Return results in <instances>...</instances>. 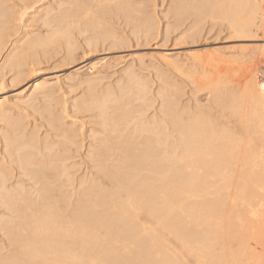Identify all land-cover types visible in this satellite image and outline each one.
<instances>
[{"label":"bare ground","instance_id":"6f19581e","mask_svg":"<svg viewBox=\"0 0 264 264\" xmlns=\"http://www.w3.org/2000/svg\"><path fill=\"white\" fill-rule=\"evenodd\" d=\"M96 1L98 2L97 5H100L102 7V8L101 7L99 8L103 9L104 7L101 5V2H104L106 0L104 1L100 0L101 2H99V0H96ZM95 2H93V4ZM110 2L107 3L106 1L105 3L110 4ZM117 2H119L120 4V1L117 0ZM112 3L113 2H111V4ZM122 3H124L125 5L123 4L124 6L121 8H124L125 6L128 7V5H130L129 0H123L120 6H122ZM189 4L190 5L192 4L191 9L197 12L196 15L199 14V16L200 15L204 16L203 17L204 19L211 18L213 19L214 22H215L214 19H219V21L226 22L230 30H232L233 33H235L236 35L235 37H240V39L241 38L243 39L245 37L250 38L248 37V35L253 34L254 31H258L260 28L264 29V0H191ZM135 5H138V4H135ZM174 5L176 4L174 3ZM115 6H116V3H115ZM115 6L113 8H115ZM188 6L185 8L190 9L188 8ZM90 7L92 8L91 4H90ZM140 8H142V6H140ZM140 8L137 7V9H140ZM108 9H110L109 6H108ZM117 10H116V14L119 11ZM141 10L142 9L138 11H141ZM177 10L178 12L180 11L182 12V9H179V6ZM126 11L128 12V8ZM71 12L72 11H70V13ZM90 12L91 10L88 9L87 12L84 13V15L86 13L88 15L90 14ZM101 12L103 13V10ZM191 12L193 13V11ZM1 13H2V10H1ZM98 13H97V19L102 20L103 19L102 13H101V16H98ZM94 15L92 17H95ZM126 15L129 17L128 13L127 14L125 13V16ZM193 15H195V13ZM49 16H52V15L49 14ZM134 16L132 17L134 18ZM118 17L120 16H117V18ZM138 17H136L137 20H138ZM45 18L47 17L45 16ZM133 18L132 20H136ZM129 21L131 22V19H129ZM200 21L198 20L199 23L198 22L197 23L198 24L201 23V25L203 21L205 22V20L201 22ZM45 23L47 27V25L50 22L49 23L44 22V24ZM97 23L99 24L98 20H97ZM140 23L138 22V24ZM2 24L0 25V27L2 26ZM96 24H95V27H96ZM63 25H64V22H63ZM146 25H147V28L152 26L151 25L148 27L147 23ZM7 26L8 24H6V27L4 25L5 28H7ZM100 27L103 29L101 22H100ZM110 27L111 29L113 28L112 26ZM58 28L59 30H57ZM58 28L54 32L53 30H51L52 33L51 34L49 33L50 35L48 34V37L46 36L47 38L43 36V38L41 37L42 39L39 38V40L38 39L36 40V38L38 37L36 38L34 37L35 40L34 39L32 40L33 38L32 37L31 38L32 41H31L29 39L30 36L29 38L27 37L29 39L28 41L30 42L26 40L28 44H25L26 45L25 48H27V45H28V47H30V49L33 50L32 48H35L37 46L36 48L40 49V51H44V47H43V50H41V48H39L38 46L40 45L42 46L44 44H46V46L49 44L52 45V43L53 44L56 43V41L59 39L61 40L65 39L64 42L67 43V45L69 46V50H70L68 53H72V49H74L75 45L73 46V44H71L72 37H74V36H71V30H70L71 28H69V26L68 27L60 26ZM96 28H98L99 32L101 31L99 30V27H96ZM198 28L200 29L199 25H198ZM1 29H2L1 30L2 32L0 34L2 33L4 34L3 28ZM51 29H52V25H51ZM194 29H195V26H194ZM5 30L6 29H4V31ZM94 31H97V30L94 29ZM87 32L89 34V31ZM97 33L98 32H96V34ZM101 33L102 32H100V34ZM150 33L152 32H149V34ZM111 34H114V32L113 33L111 32ZM189 34H191V32ZM105 36H107V34ZM91 37L92 36H90V38ZM107 39H109V37L106 38V40ZM114 39L113 41H115ZM73 40H72V43H73ZM97 40H94L93 42L95 43V41ZM21 42H23V40ZM99 42L100 41L98 40V43ZM21 44H24V42ZM89 44H88V47H89ZM119 45L115 44L114 46H119ZM24 46L22 45L21 47L23 48ZM45 49H47V47ZM49 49L47 50L49 51ZM262 49H264V46L262 47ZM67 50H64V51H67ZM53 51L54 53L56 52V50H53ZM22 52L23 51H21L20 53ZM24 52L27 53L25 50ZM20 53H16V54H20ZM214 54L216 53L214 52ZM41 55H45V54H41ZM18 56L19 57H16V59L14 58L15 60L13 59L14 65H15L14 70L16 69L17 66L20 67L19 66L20 64L23 65L24 64L23 62L25 61L23 59L25 56L23 55L22 56L18 55ZM192 56L194 58L192 57L190 59H194L195 61H198L199 62L198 65H200V67L203 65L209 66L211 63L214 65L215 63L213 59H212V62L209 63V60L208 59L204 60V58L203 60L205 62H203V60L200 59L203 56L198 57L199 54L198 56H195V55H192ZM37 57L39 58V55ZM69 57L73 58L72 54ZM217 58L216 59L214 58V59L217 60ZM219 58L220 60H222L221 57ZM219 58L217 62L220 61ZM67 60H70V58ZM9 64H12L11 61L8 63V67H9ZM170 64L173 67V61L172 63L170 62L169 65ZM176 65H179V64L176 63ZM213 65L210 66V68L213 67ZM182 68L180 70H182ZM98 69H99L98 65L97 66L95 65L90 68V71L95 74V72H97ZM192 69L190 71H193ZM177 70H179V68ZM208 70L209 69H207V71ZM18 71L16 72V74L18 73ZM207 71L205 70V72ZM205 72H202V74L203 76L205 75L207 78L208 75ZM19 74L21 73L19 72L17 75ZM258 74H259L258 70L257 71L255 70V71H252L249 76H247V77L252 76L253 79L249 82L246 89L243 92L241 91L242 94H238V93L235 94L231 92L229 94L227 93V95L226 94L223 95L224 94L223 93L222 94L223 96H221V98L219 97V100L217 99L218 104H220L221 107L223 106V108L229 109L230 113H232V117L234 116L233 118L237 119L236 122L238 123L237 125V127L239 128L238 130L233 129L235 126L233 128H228L226 127V125L223 126V123L221 125L215 119H212V117L206 115L208 114L207 112L206 114H204L202 113V111H200L201 114H198L200 113L198 112L196 113L198 115L195 114V116H192V117L190 116L189 117L190 119L187 118L189 114L187 117H183L185 114L184 115L182 114L181 117L182 119L184 118L183 120L177 117L176 115L174 116L170 114V116L172 115L174 117L171 118L170 123H169L170 125L167 122L166 123L168 127L170 126L172 127V129L171 131H169L168 127H167L168 130L167 128L166 129L164 128L165 130L169 132L164 131V129L163 131L159 130L158 127L160 124L157 125L158 127L156 126L158 131H155L156 128L155 129L150 128L148 127L149 125L145 126V124L148 122L147 120L145 122V120L142 119L145 122V124L144 122H141L143 123V125L139 123V125L141 124L140 125L141 127H139L137 121L134 120L135 123H137L135 124L137 125V127L135 125H133V127L135 126V128H137L138 130L134 129V131H132L134 132L133 135L126 136V134H123V131H122V134H123L122 135L117 129L120 127H123L124 125L121 126L122 123L117 124L118 121L114 122V120L113 122L116 124L112 122V124L114 125H110L109 123L111 121H109L108 119L109 121L108 123L105 117L106 115L112 116L109 114L113 110L109 114L104 112L106 103L110 99H113V98L116 99L114 96L117 94L113 92H118V91H111V90L106 89L105 91L103 90L104 92H102V90H100L101 91L100 95H99V92L96 91L99 96L98 95L95 96L96 94V93L94 94L95 89L94 88L92 89V87L91 88L88 87L91 90H93L92 91L93 96L91 95V93H89L91 91L88 89L89 90L88 93L90 95L87 94L86 98H88L89 96H92V97L95 96L94 98L91 97V99H93L92 100L93 104H91V106L93 105L92 106L93 109L95 108L97 112L98 110L100 111L97 114L98 120L100 119L99 121L100 122L103 121V122L102 124L100 122L98 123L101 124L99 126L103 128V130L101 131H103V135L105 136L102 139L100 135H98L100 132L96 134L99 136L98 139L101 138L102 141L100 140L101 143L100 145L98 144L99 145L98 148L93 147V149L94 148H97V149L95 153H92V157L94 155L95 157L94 160L96 161H92V162H94V164L97 165V167L99 168L98 172L100 171L104 179H106L107 181L104 180L106 185L102 183L104 186H102V184L101 185L91 184L92 183L91 182L90 183L91 185L83 189V191H81L82 190L81 187H83L86 182H81L79 189L82 193L80 197H78L77 200L75 201H69L68 200L69 197L67 198V200H66V197L64 196L62 197L61 196L62 194H60V191L62 192V189H60L59 191V188H61V186L57 187L58 182L61 181V178L65 173H66L65 174L66 179L64 178V180L66 181L68 177L67 181L70 182V183L67 182L68 184H71L74 182H72L73 178H71L70 174L66 172L68 169H71V167L67 168L66 166H63L62 168L60 167L61 169L59 168L58 163L66 161V158L64 157L63 153H61V156H60L59 149H58L59 153L58 151L55 152L56 150L53 152L52 146L56 147V144L51 143L53 144L52 146L45 144L48 146L46 147L45 145H43L44 146L43 149H39L40 147L39 148L36 147L39 149L38 151V150H34L33 148H30V147L35 148V146L33 145V142H31V140H35L34 138L33 139L30 138L31 139L30 141L27 138L28 139L27 142H30L33 145L32 146L30 145V143L26 144L24 141H22L23 143L20 142L21 140L19 139L20 137L22 138L23 135L20 136L19 134L18 135V137L20 136L19 139L18 137L17 139H13V136L17 132L15 133L13 132L14 134L13 136L10 133L12 137L11 136L7 137L9 135V131L6 132L8 133V135L4 133L6 138H4L5 136H3V139H6V144H5V150H3V152L4 151L5 152L4 154L1 155V158H0V228H2L1 230H4L6 234L8 235V238H9L8 243L9 242L10 243L8 244L9 248L7 250L11 249V251L9 254L4 253L6 254L4 255L2 254L1 249H0V264H264V211H263V208H264V79H259ZM127 75L128 74H126V76ZM134 76L136 75L133 74L132 78ZM191 76L194 78L193 75ZM15 77L19 78V76H15ZM161 77L160 79H162ZM73 78H71L70 76V78H67V80L72 81L71 79ZM136 78L133 79L135 86H137V83L140 82V79L137 80ZM135 80L137 82H135ZM165 80L167 81V79ZM87 81L90 82L92 81V79L89 78V80ZM130 84H132V82ZM92 85H94L93 81L90 83L89 86H92ZM132 85L133 86L131 88L133 89L134 84ZM143 85H145L143 84V82L142 84H138V86L141 87L142 92L139 91L137 93H142L145 97V93L148 91L150 92L152 90H149L151 88L146 89L147 85L146 86H143ZM47 87H48L47 83H34L33 92L39 95L38 92H43L45 89H47ZM140 87L138 88L136 87V88L140 90L139 89ZM131 88H129V92L132 91ZM114 90H118V89H114ZM33 92L32 94L34 95ZM212 94L214 95L215 93L212 92ZM121 95H120V98H121ZM139 95H137V97ZM146 95H149V94L146 93ZM123 96L126 97L125 94ZM83 99L85 98L83 97ZM141 99L142 98H140L139 100ZM159 99H161V97ZM87 100H90V98H88ZM173 100H175V98ZM44 101H47V100H44ZM113 101L111 102L113 103ZM143 101H145V99ZM35 102L36 101H34V104ZM84 102L85 101H83V104ZM145 102L146 104H148L147 101ZM29 104H31V106L33 107L32 102H29ZM87 104H89V102H87ZM75 105H74V108H75ZM85 105H86V102H85ZM123 105H124V101H123ZM149 105L148 106L146 105V106L149 107ZM113 106H115V102ZM151 107L153 108L154 106H151ZM90 108L89 107L86 108L85 106V108L82 110H85V109L89 110ZM111 108L113 107L111 106ZM80 110H81V107H80ZM90 110L92 111V108ZM118 110H121V109L119 108ZM3 111H4V103H0V113ZM121 111H124V109ZM45 112L48 113V111H42V113H45ZM146 113H144L143 115L145 116ZM99 114L101 116L106 114L104 118L106 119V122L108 124L104 121V118L103 120H102V117L99 118L100 116ZM122 114L124 113L122 112L120 115ZM125 114L123 116H125ZM1 115L2 114H0V117ZM45 117L49 118L50 116L47 117L46 115ZM122 117H119V119ZM133 118H136V115L135 117H132L131 119ZM185 118H187L188 120L186 121ZM15 119L17 120V118ZM58 119H59V116H58ZM8 120L10 121V119ZM125 120L126 122L128 121L127 118ZM125 120L123 117L124 122ZM5 121L8 125L9 121L7 122V119ZM134 121H131V123ZM150 122L151 121L149 120V123ZM49 123H52V121ZM155 123L156 122L154 121L152 125H155ZM164 123L162 126L166 125V124L164 125ZM54 124L56 123L54 122ZM54 124L52 123L50 125H52L55 128ZM84 124L82 123L81 125H84ZM15 125H17V121ZM58 125H61V124L58 123ZM109 126H114V127H112L113 129H111ZM16 127H15L16 130L20 128L19 126L17 128ZM108 127L109 129H111L110 131L108 130ZM83 128L84 126L82 127V129ZM10 129L12 130V128H9V130ZM50 129L53 130L52 128ZM130 129H132V127ZM80 130H81V127H80ZM85 130H84V134H85ZM172 130L177 133H173ZM18 131L20 132L21 130L18 129ZM37 131L38 130H36V132ZM125 131L124 133L128 132V131L126 132ZM160 131H162L163 133H161ZM72 132L73 131L69 132V134L70 133L72 134ZM135 132L137 133L141 132L142 134L143 133L144 134L143 136L142 135L140 136V133L138 135ZM20 133H23V132L21 131ZM54 133H57V132L55 131ZM67 133L64 132V134H62L64 139L60 138V140H64L63 143H66L67 141H68L67 143H71L68 145L66 144V146L74 145L77 147L78 141L75 142L76 140L74 141L73 139L79 136L76 135L77 137H75L74 135V137H71V136H68L69 134ZM149 133L150 134L152 133V136H150ZM172 133L178 134L176 135L177 138H175V135H172ZM96 135L94 136V138H92L93 141L97 138ZM145 135H148V137ZM58 136L60 137V135ZM25 138H23V140ZM50 138L51 137H49V139ZM1 139H0V142H2ZM91 140H88V141L91 142ZM59 141L57 143H60ZM47 142L45 141V143ZM51 142H52V139H51ZM29 148L38 152V157L40 156V158L39 159L37 158V153H34L36 154L35 156L33 155V153H30V151L28 153L27 151H25L26 153L23 156L19 155L22 151L28 150ZM70 148H68L69 151H70ZM45 151L46 152L49 151V153L48 152L45 153ZM94 151L95 149L93 150V152ZM15 156L17 157L20 156V158H16ZM70 156H73V155H70ZM69 160L71 161V159ZM85 181H86V178H85ZM75 187H73V189ZM63 193L65 192L63 191ZM70 198H73V197H70ZM251 240H256L257 243L251 244L250 243ZM257 250H261V252L258 253Z\"/></svg>","mask_w":264,"mask_h":264},{"label":"rangeland","instance_id":"374dc122","mask_svg":"<svg viewBox=\"0 0 264 264\" xmlns=\"http://www.w3.org/2000/svg\"><path fill=\"white\" fill-rule=\"evenodd\" d=\"M2 1H4V2H2ZM95 1H93V0H0V4H1L0 9L2 10V13L0 10V16H1L0 17V25L3 23L6 27V24H8L7 28H5L3 24L0 27V33L2 32L1 28H3V32H4V34L3 33L0 34V103H4V111L0 113V114H2L0 117V136H1L0 139L2 138L1 139L2 142H0V158H1V155L4 154V152H5V151L3 152V150H5L6 139H3V136H5L4 133H6L7 131H9V135H8V133H6V135H8L7 137H10L11 134H12V136L14 135L13 132L18 133L19 132L18 129L21 130L23 133H20L21 131L18 134L15 133V135L13 136V139H17L18 135L20 134V136L23 135L22 138L19 136L20 139L18 137V139L21 140L20 142L23 143L22 141H24L26 144H29L30 142H27L28 139L30 141L31 139L34 138L35 140H31V142H33V145L35 146V148L40 147L39 149H43L44 148L43 145H45V144H48L49 146L56 144L57 148L55 146H52L53 152L56 150L55 152L58 151V153H59V150H60V153H59L60 156H61V153H63L64 157L66 158V161L61 162V163L59 162L61 164V166L58 163L59 168L60 167L62 168L63 166H66L67 168L71 167V169H68L69 171L67 170L66 172L68 174H70L71 178H73L72 182H74V183L68 184V183H70L67 181L68 177H67L66 181L64 180V178L66 179V175H65L66 173H65L62 176L61 181L58 182V184L60 183L59 186L57 184V187L61 186V188H59V191H60V189H62V192L60 191V194H62L61 196L66 197V200L69 197L68 198L69 201L77 200V198L80 197V195L82 193L81 191H83V189H85L89 185H91V184L101 185L102 183L104 185H106L105 181H107L106 179H104V177L102 176L100 171L98 172L99 168L97 167V165H95L94 162H92V161H96V160H94L95 159L94 155L92 157V153L96 152V149L98 148V146L101 143L100 142L101 138L103 139L105 136L103 135V131H101V130H103V128L101 126H99L103 122V121L100 122L99 121L100 119L98 120L97 114L100 111L98 110V112H97L95 110V108L93 109V107H92L93 105L91 106V104H93V102H92L93 99H91V97L93 96V93H92L93 90L90 89L91 87H92V89L93 88L95 89V91H94V94L96 93L95 96L98 95L97 92H99V95H100V92H101L100 90H102V92H104L106 89L111 90V91H118V92H113V93L117 94L114 96L116 99H114L113 97H112L113 99H110L111 101H113V100H115V101H113V103H112L109 100L106 103V106L104 108L105 109L104 112H106L107 114H109L113 110L109 114L112 116H108L106 114H105L106 116L105 115L101 116L99 114L100 115L99 118L102 117V120H103V118L105 116L108 123H109V121H111L109 123L110 125L116 124L114 122H117V121H118L117 124L122 123L121 126L122 125H124V126L123 127L119 126L120 128H118L117 130L121 134L123 131V134H126V136H130V135H133V133H134L132 131H134V129L135 130L137 129V128H135V126L137 127V125H135V124L138 123V125H139V123L144 122L142 119H144L145 122L147 120L148 123H149V120L151 121L150 122L151 125H150V123L145 124V122H144L145 126L149 125L148 127H150V128H154V129L156 128L155 131H158V129L163 131L164 128L166 129L168 127L167 123L169 124L171 118H173L175 115L177 117H179L180 119H182V117H181L182 114L183 115L185 114L183 117H187L189 114V116L187 118L190 119L189 118L190 116L191 117L195 116V114L200 112V111H202V113H204V114H206V112H207L208 114H206V115L212 117V119H215L221 125L223 123V126L226 125V127H228V128H233L235 126L233 129L238 130L239 129L237 127L238 123L236 122L237 119L233 118L234 116L232 117V113H230L229 109L223 108V106L221 107V105L218 104L217 99L219 100V97L221 98V96H223L225 94L227 95V93L229 94L231 92H233L235 94H237V93L242 94V92L246 89L249 82L253 79L252 76L247 77L250 75V73L252 71L258 70V72H259L258 78L264 79L263 78V76H264V63H263L264 60H262V59H264V56H263L264 55V49H262V47L264 46V29H262V28L259 29L260 32H259V30L254 31L253 32L254 35L253 34H250L251 36L248 35V37H250V38L245 37L246 39L245 38L240 39V37H235L236 36L235 33H233V31L230 30V28H229V26H227L226 22L219 21V19H214L215 20V22H214L213 19H211V18L204 19L203 18L204 16H201V15L199 16V14L196 15L197 12H195L194 10L191 9L192 4L191 5L189 4V2H191V0H186V1H184V0L183 1L182 0H180V1H178V0H129L130 5H128V7L125 6L124 8H121L125 5L124 3H122V6H120V4H121V2H123V0L122 1L118 0V1H120V4H119V2H117V0H106L107 3H109L110 1L113 2L114 3V4L112 3L113 5L111 4V2H110V4H107V3H105L106 1L101 0V1H104V2H101L99 0V2H101V5L104 7L103 9H101L102 7L100 5H97L98 2L97 1L95 2ZM93 2H95L96 4L95 3L93 4ZM132 2L133 3L135 2V3L133 4ZM66 3H67V5H66ZM115 3H116V6H115ZM117 3L119 6L117 5ZM174 3L176 5H174ZM75 4H76V6H75ZM90 4H91L92 8L90 7ZM135 4H138V5H135ZM139 5L142 6V8H140ZM79 6H81V7H79ZM108 6L110 9H108ZM114 6H115V8H113ZM178 6H179V9H182V12L181 11L178 12V10H177ZM187 6L191 10L185 8ZM99 7H101V8H99ZM116 7L118 8L119 11L117 10ZM126 7L128 8V12L126 11L127 10ZM137 7L142 9V10L138 11L140 9H137ZM70 9H72V10H70ZM88 9L91 10V12L88 15L86 13L85 14L86 17H85L84 13L87 12ZM123 9H124V11H123ZM133 9L137 10L138 12L133 10ZM7 10H9V11H7ZM48 10H50V11H48ZM102 10H103V13L101 12ZM116 10L118 11V13L119 12L120 13L116 14ZM70 11H72V12L70 13ZM79 11L80 12L82 11L81 13H83V14H81ZM191 11H193V13ZM62 12L63 13L65 12V13L63 14ZM93 12L96 15H94ZM98 12H100V13H98ZM107 12L109 15L107 14ZM136 12L138 13V15ZM97 13H98V16H101V13H102V15H103L102 20L103 21L101 19H97ZM125 13L126 14L128 13L129 17L127 15L125 16ZM194 13H195V15H193ZM49 14L52 16H49ZM92 14L95 17H92L93 16ZM180 14H182V15H180ZM113 15H114L115 19L117 18V16H120V17H118L117 18L118 20L116 19V21H115ZM131 15L132 16L135 15L134 18ZM148 15H149V17H148ZM45 16L47 18H45ZM13 17H14V19H13ZM80 17H82V18H80ZM136 17H138L139 21L136 19ZM132 18L136 19V20H132ZM74 19H76V20H74ZM109 19H111V20H109ZM113 19H114V21H113ZM129 19H131V22L129 21ZM3 20L6 23H4ZM97 20H98L99 24L97 23ZM198 20L199 21L205 20V22L203 21V23L201 25V23L198 24L199 23ZM44 22H48V23L50 22V23L46 27V23L44 24ZM63 22H64V25H63ZM100 22H101L103 29L100 27ZM135 22H137V23H135ZM138 22L139 23L141 22V23L138 24ZM144 22H145V24H144ZM78 23H79V25H78ZM92 23L94 24V26ZM146 23L148 24V27L151 25L152 26L147 28ZM43 24H44V26H43ZM95 24H96V27H99V30H101L100 31V32H102L101 34L98 31V28L95 27ZM197 24L199 25L200 29L198 28ZM51 25H52V29H51ZM103 25L105 26V28ZM136 25L139 27L141 25H143V26H141L139 28ZM144 25H145V27H144ZM60 26L61 27H68L69 26V28H71L70 29L71 30V36H74V37H72V40H73V38H74V40H73V43L71 40V44H73V46L75 45L74 49H72V53H68L70 50H69V46L67 45V43L64 42L65 39L57 40L56 43H54V44L52 43L53 46L50 44H49L50 46L49 45L46 46V44H44L42 46L41 45L38 46L39 48H41V50H43V47H44V51H40V49L36 48L37 46L35 48H32L33 50H31L30 47H28V45H27V48H25L26 47L25 44H28L26 42V40L27 41L29 39L31 40L32 37H33L32 40L33 39L35 40L36 37H38V38H36V40L37 39L39 40V38L42 39L43 36L45 38H47L48 34L52 33L51 30H53V32H54ZM91 26H92V28H91ZM110 26H112L113 28L111 29ZM191 26H193V27H191ZM194 26H195V29H194ZM54 27H55V29H54ZM4 29H6L5 30L6 32L4 31ZM77 29H78V31H77ZM94 29H96L97 31H94ZM57 30H59V28ZM194 30H196V31H194ZM87 31H89V34L90 33L91 34L89 35ZM110 31L112 33L114 32V34H111ZM93 32H94V34H96V32H98V33L96 35H94ZM149 32H152V33H150L151 35L149 34ZM190 32H191V34H189ZM105 33L109 37V39H107V40H106V38H108V37L105 36L106 35ZM116 35H118V36H116ZM29 36H30V38H29ZM90 36H92L91 37L92 39L90 38ZM99 36H101V37H99ZM103 36H105L106 38ZM110 37H111V39H110ZM117 38L119 41L117 40ZM97 39L100 41L99 43H98ZM113 39L115 41H113ZM22 40H23L24 44H21V43H23V42H21ZM94 40H97V41H95V43H94L93 42ZM28 42H30V41H28ZM89 42H90V44H89ZM115 42H117L118 44ZM59 43H60V45L61 44L62 45L60 46ZM88 44H89V47H88ZM115 44L116 45L120 44L119 45L120 47L114 46ZM22 45L23 46L25 45V46L22 48L21 47ZM46 47H47V49H49V47H50V49H49L50 52L47 49H45ZM17 48H19V49H17ZM67 48H68V50H67ZM24 50L27 53H25ZM53 50H56V52L54 53ZM58 50H60V51H58ZM64 50H67V51H64ZM15 51H17V52H15ZM21 51H23L24 53L23 52L20 53ZM12 52H14V53H12ZM30 52H31V54H30ZM40 52H41V54H45V55H41ZM214 52L217 55L214 54ZM16 53H20V54H16ZM73 53H74V55H73ZM192 53H194V54H192ZM21 54L23 56H25L23 58L25 60V61L23 60L24 64L23 65L20 64L19 65L20 67L17 66L16 69L14 70V67H15L14 60L16 59V57H19L18 55L22 56ZM29 54L31 57L29 56ZM71 54H72L73 58L69 57V56H71ZM198 54H199V56H198ZM11 55H13L14 57ZM38 55H39V58L37 57ZM192 55H195L198 57L203 56L200 59H202V60H203V58H204V60L208 59L209 63H211L212 59H213V61H215V63L213 62L215 66L211 63L213 65V67H211V68H210V66H212L211 64L209 66L203 65L200 67V65H198V63H199L198 61H195L194 59H190L193 57ZM26 56H28L29 58ZM9 57H10V59H9ZM64 57L65 58L68 57L67 59L70 58V60H67ZM217 57L218 58L221 57L222 60H220V58H219L220 61L217 62V60H218ZM11 58H12V60H11ZM25 58H27V59H25ZM214 58L215 59L217 58V60H215ZM164 59L165 60L168 59V60L165 61ZM204 60H203V62H205ZM10 61L12 64H9V67H10L9 68L8 63ZM169 61L171 63L173 61V67L171 66V64L169 65V63H170ZM222 61H223V63H222ZM166 62H168V63H166ZM206 62H208V61H206ZM176 63H178L179 65H176ZM217 63H219V64H217ZM95 65L96 66L98 65V68H99L98 71L99 72L97 71L94 74L90 71V68L92 66H95ZM104 66L106 69L104 68ZM262 66H263V68H262ZM176 67H177V69L179 68V70H177ZM196 67H197V69H196ZM203 67H204V69H203ZM181 68H182V70H180ZM191 69L194 72L190 71ZM207 69H209L208 70L209 72L207 71ZM205 70L209 74L207 72H205ZM17 71H18V73L20 72L21 74L17 75L18 74V73L16 74ZM249 71H251V72H249ZM202 72H205L208 75L207 78L205 75H204L205 77L203 76ZM23 73H25V74H23ZM126 74H128V75L126 76ZM130 74H132V75L134 74L136 76H134L132 78V75H130ZM14 75L19 76V78L22 80H20L18 77H15ZM20 75H21V77H20ZM22 75L23 76L25 75V76L23 77ZM191 75H193L194 78ZM70 76H71V78L74 77L73 79H71L74 82L67 80V78H70ZM100 77H101V79H100ZM127 77H129V78H127ZM160 77L162 79H160ZM89 78L92 79L95 86L94 85L89 86L90 83L92 82V81H90V82L87 81V80H89ZM135 78L137 80L140 79V82L137 83V86H135V83L133 80ZM165 79H167V81ZM16 81H18V82H16ZM86 81L88 82L89 85L87 84ZM147 81H149V82H147ZM85 82H86V84H85ZM100 82H102V83H100ZM131 82H132V84H134V87H135V88L133 87V89L131 88L133 86L132 84H130ZM135 82H137V81L135 80ZM142 82H143V84H145L143 86L147 85L146 86L147 88L145 87L146 89L151 88L149 90H152L149 92L148 90L144 89V90L148 91V92H146V91L145 92L147 94H149V95H146V93H145V97L142 93H137L139 91L142 92L141 87L138 86V84H142ZM34 83H47V86H48L47 89L49 88L48 89L49 91L47 89H45L44 90L45 92L44 91L38 92L39 95H37L36 93L33 92V84ZM1 84H2V86H1ZM127 85H128V87H127ZM56 86H58V87H56ZM117 86H118V88H117ZM84 87H86V88H84ZM88 87H90V88H88ZM102 87H104V88H102ZM136 87L137 88L140 87L139 88L140 90H138ZM129 88H131L132 91L129 92ZM167 88H169V89H167ZM214 88H216V89H214ZM88 89L91 92H89ZM114 89H118V90H114ZM161 89H162V91H161ZM167 90H168V92H167ZM214 91H216V92H214ZM32 92L34 93V95L32 94ZM85 92H86V94H85ZM88 92L91 93V95H92V96L88 97V98H90V100H87L88 98H86L87 94L90 95ZM212 92L215 94L213 95ZM121 93H122V95H121ZM123 93L126 95V97L123 96L124 95ZM44 94H46L47 96ZM41 95L43 96V98ZM120 95H121V98H120ZM137 95H139V96L137 97ZM147 96H148V98H147ZM214 96H216V97H214ZM83 97L85 99H83ZM94 97H92V98H94ZM160 97H161V99H159ZM140 98H142V99L139 100ZM174 98H175V100H173ZM81 99H82V101H81ZM144 99H145V101L148 102V104H146V102L143 101ZM33 100L36 101L35 104H34ZM44 100H47V101H44ZM120 100H122V101H120ZM83 101L86 102V105H85V102L83 104ZM123 101H124V105H123ZM29 102H32V105L34 108L31 106V104H29ZM87 102H89L90 105L87 104ZM109 102H110V104H109ZM114 102H115V106H113ZM120 102H121V104H120ZM125 102H126V104H125ZM144 102H145V104H144ZM161 102L163 105L161 104ZM75 104H77V105L80 104V105L77 106ZM74 105L78 111L74 108ZM82 105H84V106H82ZM107 105L110 108V110L107 107ZM116 105H117V107H116ZM146 105L147 106L149 105V107H147ZM160 105H162V106H160ZM85 106H86V108L91 107L92 111L90 110L91 108L89 109L90 111L88 109L82 110L85 108ZM111 106L113 108H111ZM151 106H154V107L152 108ZM80 107H81L82 112L80 110ZM119 108L121 110L124 109V111L118 110ZM50 109H52V110H50ZM116 109H117V111H116ZM206 109H207V111H206ZM225 109L227 112L225 111ZM42 111H48L49 114L46 112L42 113ZM93 111H94V113H93ZM95 111H96V113H95ZM104 112H103V114H104ZM122 112L124 114L126 112H128L129 114L126 113L125 116H123L124 114L120 115ZM170 112H172V113H170ZM59 113H61V114H59ZM88 113L89 114L91 113V114L89 115ZM144 113H146L145 116L143 115ZM170 114H172L174 116H172V115L170 116ZM198 114H201V112ZM198 114H196V115H198ZM46 115H47V117H49V116L50 117L54 116V117L53 118L52 117L46 118L45 117ZM55 115H56V117H55ZM135 115H136V118L131 119L132 117H135ZM58 116H59V119H58ZM122 116L124 117V120L126 118L128 119V121H127L128 123L130 120L131 121L135 120V121H137V123H135V121L131 123V121H130V123L128 124L126 122V120H125V122L123 121ZM138 116H139V118H138ZM107 117H109V118H107ZM112 117H114V118H112ZM119 117H122V118L119 119ZM15 118H17V120ZM140 118H141V120H140ZM156 118H157V120H156ZM187 118H185L186 121L188 120ZM6 119H7V122L9 121L8 119H10V121L8 122V125L5 121ZM49 119H50V121H49ZM56 119H58V120H56ZM106 119L104 118L105 122H106ZM108 119H109V121H108ZM46 120H48V121H46ZM53 120L56 124H54ZM92 120H93V122H92ZM113 120H114V122H113ZM119 120H121V121H119ZM12 121H14L15 123ZM16 121H17V125H15ZM21 121H22V123H21ZM51 121L54 124L55 128L52 125H50V124H52V123H49ZM122 121L124 123H126L127 125L124 124ZM154 121L156 123H155V125H152L154 123ZM98 122H100L101 124ZM112 122L114 124H112ZM162 122L163 123L165 122L164 125L166 124L167 126L166 125L162 126L163 125ZM46 123H47V125H46ZM58 123L61 125H58ZM82 123L83 124L85 123V124L81 125ZM141 124L143 125V123H141ZM158 124H160L159 127L157 126ZM133 125H135V126L133 127ZM140 125H139V127H141ZM16 126L17 127L19 126L21 129L18 128L16 130L15 129ZM83 126H84V128L82 129ZM129 126H130V128L132 127V129H130ZM153 126H155V127H153ZM156 126L158 127V129ZM63 127L65 130L63 129ZM70 127H71V129H70ZM80 127H81V130H80ZM109 127L111 129H113L112 127H114V126H109ZM109 127H108V130L110 131L111 129H109ZM126 127L128 130L126 129ZM9 128H12V130L10 129L12 132L9 130ZM50 128H52L53 130H51ZM56 128H57V130H56ZM123 128H124V130H123ZM168 128H169V131H171L172 127L169 126ZM168 128H167V130H168ZM60 129L62 130V132ZM125 129L128 132H126ZM165 129H164V131H167ZM3 130H4V132H3ZM36 130H38V131L36 132ZM54 130L57 133H54L55 132ZM78 130H79V132H78ZM84 130H85V134H84ZM30 131H32V132H30ZM71 131H73V132H72V134L70 133L71 134L70 135L69 132H71ZM124 131L126 133H124ZM162 131H160V132L163 133ZM169 131H167V132H169ZM64 132L69 134L68 136H71V137H74V135H75V137L81 136L80 138L77 137V138L73 139L74 141L76 140L75 142L78 141L77 147L74 145L66 146V144L68 145L71 143H67L68 141L66 143H63L64 140H60V138L64 139L63 135H62V134H64ZM98 132H100L98 135H100V137H101L99 139H98L99 136L96 135ZM1 133H3V134H1ZM49 133H51V134H49ZM135 133H137V132H135ZM139 133H140V136L141 135L143 136V134H144V133L142 134L141 132H138L137 134L139 135ZM164 133H166V132H164ZM173 133H177V132L173 131ZM173 133H172V135H175V138H177L176 135H178V134H173ZM16 134H17V136H16ZM107 134H108V132H107ZM58 135H60V137ZM95 135L97 138L95 137L96 139L93 141L92 138H94ZM148 135H145V136L148 137ZM15 136H16V138H15ZM150 136H152V133L150 134ZM42 137H44L45 139ZM49 137H51V138L49 139ZM56 137L58 140L56 139ZM85 137L88 139H86ZM144 137H142V138H144ZM4 138H6V136ZM23 138H25V139L23 140ZM36 138L38 141L36 140ZM41 139H43L44 141ZM46 139L48 140V142ZM51 139H52V142H51ZM79 139H81V140H79ZM88 140H91V142ZM39 141L40 142L42 141V142L40 143ZM45 141L47 143H45ZM58 141L60 143H57ZM38 143H39V145H38ZM51 143H53V144H51ZM80 143L81 144L83 143V144L81 145ZM3 144H4V146H3ZM18 145H19V143H18ZM30 145H32V144L30 143ZM48 145H45V146L47 147ZM75 145H76V143H75ZM78 145H79V147H78ZM73 146H74V148H73ZM54 147H55V149H54ZM67 147L68 148L71 147L72 150L70 148V151H69V149ZM93 147H97V148H94L95 149L94 152H93V150H94ZM30 148H33L34 150L39 151L38 148H36V149L34 147H30ZM30 148L28 150L22 151L19 155L23 156L26 153L25 151H27V153L30 151V153H33V155H35V156H36V154H34V153H37V158L39 159L40 156L38 157V152H36ZM50 149H51V147H50ZM91 149H92V151H91ZM47 152L49 153V151H47ZM47 152L45 151V153H47ZM70 155H73V156H70ZM17 156H15V157L20 158V156L19 157H17ZM74 157H76V158H74ZM69 159H71L72 162ZM73 167H74V169H73ZM94 168H96L97 170ZM101 176L103 177V179ZM80 177H82V178H80ZM85 178H86V181H85ZM98 179H100V180H98ZM78 181H80V182H78ZM64 182H66V183H64ZM81 182H86V183L84 184L83 187H81L82 190L80 191L79 188H80ZM103 184H102V186H104ZM72 186L73 187L76 186L75 187L76 189L75 188L73 189ZM77 188H78V190H77ZM63 191L65 193H63ZM70 197H73V198H70ZM72 199H74V200H72ZM263 211H264V208H263ZM1 229L2 228H0V249H1L2 254H4V253L9 254L11 251V249L7 250L9 248L8 244L10 243V242L8 243L9 238H8V235L6 234V232L4 230H1ZM5 235H7V236H5ZM250 243L255 244L257 242H256V240H251ZM10 248H11V246H10ZM257 252L260 253L261 250H257ZM4 255H6V254H4Z\"/></svg>","mask_w":264,"mask_h":264}]
</instances>
